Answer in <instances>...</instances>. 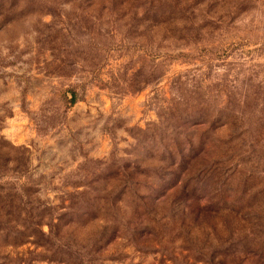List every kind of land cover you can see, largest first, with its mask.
Segmentation results:
<instances>
[{"label": "rangeland", "instance_id": "obj_1", "mask_svg": "<svg viewBox=\"0 0 264 264\" xmlns=\"http://www.w3.org/2000/svg\"><path fill=\"white\" fill-rule=\"evenodd\" d=\"M0 264H264V0H0Z\"/></svg>", "mask_w": 264, "mask_h": 264}]
</instances>
